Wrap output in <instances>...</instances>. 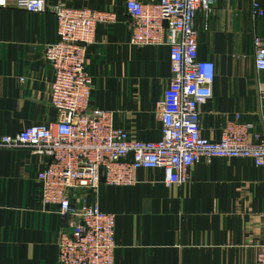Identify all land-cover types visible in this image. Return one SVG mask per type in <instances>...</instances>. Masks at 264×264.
Segmentation results:
<instances>
[{
  "label": "crops",
  "instance_id": "1",
  "mask_svg": "<svg viewBox=\"0 0 264 264\" xmlns=\"http://www.w3.org/2000/svg\"><path fill=\"white\" fill-rule=\"evenodd\" d=\"M125 1L45 0L48 8L116 15L114 24L97 27L87 49L92 108L111 112L115 127L135 139L159 142L170 48L131 44ZM196 31L199 59L216 66L213 96L200 107L204 137L219 142L237 114L264 133V72L253 50L254 37H264V18H253L251 0H221L208 19L198 15ZM57 40L50 12L0 8V139L56 120L44 49ZM45 167L46 160L28 149H0V264H59L62 220L43 205L36 180ZM98 194L101 210L117 217L116 264L257 262L264 241V168L251 159L202 158L187 184L170 187L163 169L140 170L135 185L102 184Z\"/></svg>",
  "mask_w": 264,
  "mask_h": 264
},
{
  "label": "built area",
  "instance_id": "2",
  "mask_svg": "<svg viewBox=\"0 0 264 264\" xmlns=\"http://www.w3.org/2000/svg\"><path fill=\"white\" fill-rule=\"evenodd\" d=\"M218 1H125L131 44L170 48V85L160 103L164 136L145 142L116 128L111 112L91 105L87 49L99 25L115 23L113 12L61 4L48 8L45 0H0V8L50 12L57 23L58 40L45 47L44 60L53 76L49 97L58 116L2 137L0 149H28L46 160L36 180L43 205L57 210L62 220L59 264H116L117 217L101 210L102 184L129 187L140 170L163 169L168 187L185 185L202 158L251 159L264 168V133L242 122L240 114L227 120L219 142L203 135L200 107L213 96L216 66L199 59L196 20L200 14L208 19ZM263 1L251 0L253 18H264ZM253 50L256 68L264 72V37H254ZM256 264H264V241Z\"/></svg>",
  "mask_w": 264,
  "mask_h": 264
}]
</instances>
